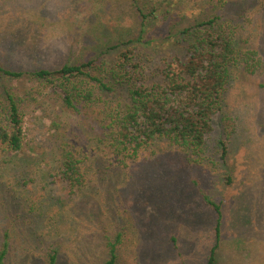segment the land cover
Instances as JSON below:
<instances>
[{
  "label": "rangeland",
  "instance_id": "1",
  "mask_svg": "<svg viewBox=\"0 0 264 264\" xmlns=\"http://www.w3.org/2000/svg\"><path fill=\"white\" fill-rule=\"evenodd\" d=\"M217 15L231 23L240 64L197 161L160 143L104 180L91 141L103 105L72 114L49 85L0 76V95L9 89L20 101L26 128L24 149L0 156L3 264H48L53 252L55 264H105L118 234L116 264H206L216 214L205 194L223 208L217 264H264V0H0V65L23 72L90 58L108 65L133 46L145 82L161 83L162 67L187 58L183 25ZM117 95L123 100L118 90L103 98L115 105ZM61 131L99 164L78 193L51 163Z\"/></svg>",
  "mask_w": 264,
  "mask_h": 264
},
{
  "label": "trees",
  "instance_id": "2",
  "mask_svg": "<svg viewBox=\"0 0 264 264\" xmlns=\"http://www.w3.org/2000/svg\"><path fill=\"white\" fill-rule=\"evenodd\" d=\"M220 19L217 15L186 27L183 25L180 40L186 46L187 58L172 60L162 67L161 83L145 82L140 62L135 59L139 54L134 53L133 46L122 48L115 62L108 65L95 58L30 72L0 65V76L14 79L30 76L49 85L61 94L63 105L72 114L101 103L102 110L98 112L101 119L95 124L97 137L91 141L100 150L104 180L111 168L128 166L143 151L160 143L179 149L197 161L208 148L214 115L224 110L226 93L234 70L240 64L231 23ZM116 90L123 95V100L117 95L121 100L111 105L112 99L106 100L103 95ZM19 103L9 89L0 95V156L5 158L24 149L26 128ZM234 130V124L230 123L226 135L230 136ZM58 133L51 163L61 175L60 179L71 191L78 193L91 182L88 168H94L97 157H90V151L84 152L83 147L69 140L65 132ZM222 148L226 153L225 140ZM5 158L3 162L7 161ZM27 163L29 168L32 160ZM94 171L96 174L97 168ZM244 194L238 203L242 202ZM204 197L216 214V244L210 248L206 264H217L216 249L224 225L223 208L221 202L207 194ZM243 214L245 219L246 214ZM120 239L118 234L109 241L105 264H116ZM8 245L5 242L0 252V264L4 262ZM56 257V252L50 253L48 264H55Z\"/></svg>",
  "mask_w": 264,
  "mask_h": 264
}]
</instances>
